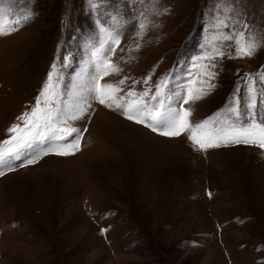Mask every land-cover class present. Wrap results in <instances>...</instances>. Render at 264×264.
Wrapping results in <instances>:
<instances>
[{"label":"rangeland","instance_id":"1","mask_svg":"<svg viewBox=\"0 0 264 264\" xmlns=\"http://www.w3.org/2000/svg\"><path fill=\"white\" fill-rule=\"evenodd\" d=\"M221 2L158 0L155 15L152 0H102L95 10L89 0H4L14 12L28 8L34 15L0 36V140L35 104L54 63L64 103L88 81L97 20L112 26L114 15L123 34L111 62L122 71L102 84L128 77L119 85L124 96L133 87L155 91L171 77L175 90L191 69L196 88L204 77L193 61ZM228 2L236 10L231 15L240 13L250 31L264 34V0ZM141 12L150 21L142 39L135 34ZM217 44L234 52L232 41ZM212 63L215 88L182 105L193 124L222 112L237 86L244 96V77L264 69V47L251 58L226 55ZM70 124L83 132L80 151L50 153L0 176V264H264V150L198 151L187 134L161 136L96 101Z\"/></svg>","mask_w":264,"mask_h":264},{"label":"snow or ice","instance_id":"2","mask_svg":"<svg viewBox=\"0 0 264 264\" xmlns=\"http://www.w3.org/2000/svg\"><path fill=\"white\" fill-rule=\"evenodd\" d=\"M89 2L95 10L101 6L102 0ZM140 2L143 3L144 0ZM156 3L158 0H152L153 13L159 15V10L155 9ZM163 11L166 12L167 9ZM234 11V5L228 0H222L216 6V15L209 22L213 31L206 39L201 54L193 61L194 66L199 64L201 68L197 75L204 77L199 80V86H191L195 81L191 79L190 69L189 79L185 84L177 85L175 90L169 87L172 78L164 77L155 84V91L149 86L142 92H137L133 87L124 96L118 95L123 91L119 85H124L128 77L120 80L119 85L101 83L104 77L122 71L117 64L111 62L123 34L120 30V17L113 16L112 26H105L97 20L100 39L90 53L93 74L64 103L63 94L58 88L61 74L56 63L51 66L35 104L30 110L24 111L17 118V122L6 130L8 138L0 140V176L14 171L16 167L35 164L42 156L50 153L69 156L80 151L83 132L71 126L70 121L80 120L87 115L92 101L106 108L119 110L126 119L161 136L176 138L187 134L193 148L198 151L206 152L211 148L229 145L255 146L264 150V69L255 75L247 74L244 77V96L241 97L240 87L237 86L225 109L207 120L193 124L190 120V109L182 107L192 100L202 99L215 88L212 81L217 73L211 69L217 65L212 61L226 55L229 59L251 58L258 49L264 47V34L250 31L251 26L238 18L240 13L235 17L231 15ZM33 15L28 8L23 13H16L10 3L4 4V0H0V36L18 31L31 21ZM149 23L145 13L141 12L135 33L138 38H143ZM217 41L221 44L232 41L234 52H226ZM202 61L208 62L201 63ZM150 81L151 76H148L143 83L149 85ZM135 83L140 82L134 81ZM25 158L26 163L16 164ZM103 231L106 232L107 229Z\"/></svg>","mask_w":264,"mask_h":264}]
</instances>
